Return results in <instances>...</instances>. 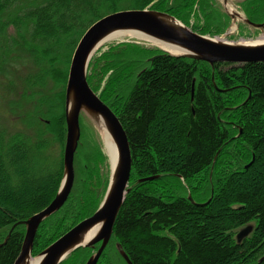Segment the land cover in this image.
Here are the masks:
<instances>
[{
  "label": "trees",
  "instance_id": "trees-1",
  "mask_svg": "<svg viewBox=\"0 0 264 264\" xmlns=\"http://www.w3.org/2000/svg\"><path fill=\"white\" fill-rule=\"evenodd\" d=\"M214 2L0 0V72L8 76L9 64L19 62L13 80L20 84L10 90L24 99L13 114L17 127L0 126V264H14L21 250L25 226L15 224L58 190L63 149L51 146L65 141L67 71L88 26L108 13L150 6L215 35L228 19ZM242 7L251 22H264V0ZM114 43L93 59L87 80L99 90L108 75L101 97L129 136L131 188L97 264H126L116 245L131 264H264V63L211 67ZM79 124L74 185L61 210L40 224L37 252L94 213L107 182L99 136L82 116ZM248 223L251 235L237 242L236 231ZM99 246L78 249L62 264H84Z\"/></svg>",
  "mask_w": 264,
  "mask_h": 264
},
{
  "label": "water",
  "instance_id": "water-1",
  "mask_svg": "<svg viewBox=\"0 0 264 264\" xmlns=\"http://www.w3.org/2000/svg\"><path fill=\"white\" fill-rule=\"evenodd\" d=\"M230 1L237 3L245 0H223L229 17L240 19L249 28L264 32V23H253L237 10H228ZM116 33H132L141 39L154 40L161 45L157 48L165 54L204 61L211 67L216 63H264V40L258 42L260 44H253L249 41L229 42L211 38L194 32L174 16L151 8L118 10L94 21L79 38L70 59L64 98L66 141L62 180L54 199L45 208L19 222L25 226V236L14 264H30L31 249L40 224L56 213L69 196L75 177L74 154L80 140V116L88 121L100 138L103 133L108 134L116 145L117 157L114 166L109 163L107 190L91 216L71 227L33 259H38L37 264H61L78 248H94L99 243V248L85 263L96 264L111 238L116 218L130 190L127 185L132 168V151L125 127L110 105L92 89L87 80V70L92 56L105 38ZM152 179L144 178L137 183ZM187 197L192 201L190 193ZM251 229L253 227L249 225L241 230L237 234V242L242 241ZM9 236L10 233L2 244L7 242ZM116 248L124 261L131 264L120 246L116 245Z\"/></svg>",
  "mask_w": 264,
  "mask_h": 264
},
{
  "label": "rangeland",
  "instance_id": "rangeland-1",
  "mask_svg": "<svg viewBox=\"0 0 264 264\" xmlns=\"http://www.w3.org/2000/svg\"><path fill=\"white\" fill-rule=\"evenodd\" d=\"M215 2V5L220 9V11L227 16V19H228V22H227V28L225 29V31H222V33H219V34H215V35H210V34H205V36H208V37H211V38H221L222 40H225V41H229V42H237V41H249V40H254V39H257L259 37L261 38H264V32H260L259 30H256V29H252V28H249L247 25L243 24L241 22L240 19H232L231 17H229V15L227 14V11L225 10L224 6H223V0H214ZM247 1L249 0H245V1H242V2H234V1H230L229 4L231 6H233V9L237 10L238 12H240V14H243L246 18H248L245 14V12L243 11V7H242V4L244 3H247ZM146 8H151L150 6L146 7ZM151 9H154V8H151ZM157 11H161V10H158V9H155ZM161 12H164V13H167L169 15H171L170 13L166 12V11H161ZM174 16V15H172ZM175 17V16H174ZM176 19H178L179 21H181L182 23H184L181 19H179L178 17H175ZM191 23H195V20H192ZM264 23V22H263ZM185 24V23H184ZM186 25V24H185ZM187 27H189L191 29L190 26L186 25ZM10 34H13V33H10ZM203 35V34H201ZM112 42H115L114 44H117V43H134V44H138V45H141V46H144V47H148V48H156L158 49L156 46L152 45L150 42L146 41V40H143L141 38H132V37H127L125 39L121 38L120 40H115V41H111L110 43ZM109 44V43H108ZM107 46H103L101 49H99L91 58L90 62H89V66H88V70H87V76H89L91 73H92V66H91V63L93 61V59L100 55L101 52L103 51H107L108 48ZM19 62H14L13 64H9V67H12V72L11 71H8V76L5 77V74L4 72H0V126L2 127H6V126H11L12 129L17 127L16 124H17V121H16V118L14 117L13 114H18V113H21V110L17 111V107L20 103H23L24 99L23 97H21L20 95H17L14 93L11 92L10 88H13L12 86H15V88L17 89L18 88V84L20 83H15V81L13 80V78H15L16 74L18 72H20L21 68L19 67ZM60 66L59 70H62L61 68V65H58ZM17 67V68H16ZM68 69H69V66H68ZM67 75H68V71H67ZM5 78V79H4ZM67 78V77H66ZM108 79V75H106L104 77V79L102 80L101 84H100V89L99 90H95L93 89L95 92L99 93L100 96H101V91L105 85V82L106 80ZM67 81V79H66ZM89 83V82H88ZM91 86V85H90ZM102 98V97H101ZM11 101V103L9 105H7V103ZM106 102V101H105ZM64 112V111H63ZM86 120V119H85ZM64 121H65V118H64ZM88 123V121H86ZM89 124V123H88ZM95 130V129H94ZM81 131V130H80ZM97 136H98V133L96 132ZM80 136H81V132H80ZM65 141H66V124H65ZM65 141H64V144L63 146L61 147V144H58V143H54V147L51 146L55 152L56 149L60 148L59 150L63 149V153H64V148H65ZM80 141V140H79ZM98 141H99V144H100V147H101V151L103 153V155L105 156V162L104 164L102 165L101 167V175H102V179L106 182V185L104 187H101L99 189V193H100V196H101V199H100V203L101 201L103 200L104 196H105V193H106V190H107V186H108V182H109V177H110V166H109V160L107 158V156L105 155L104 151H103V145H102V141H101V138L98 137ZM78 146H79V142H78ZM78 146H77V149H78ZM77 149L75 151V154L77 153ZM62 153V155H63ZM74 154V156H75ZM63 163V161H62ZM74 171H75V166H74ZM62 176H63V164H62ZM180 177V176H179ZM181 178V177H180ZM61 180H62V177H61ZM102 180V181H103ZM74 181H75V177H74ZM130 181V179H129ZM61 183V181H60ZM73 185H74V182H73ZM60 186V184H59ZM127 187H130L131 186L127 185ZM59 188V187H58ZM73 188V186H72ZM71 188V190H72ZM104 188V190H103ZM71 194V191L69 193V196ZM68 196V198H69ZM126 197V196H125ZM67 198V200H68ZM67 200L65 201V203L67 202ZM64 203V204H65ZM99 203V204H100ZM63 204V206H64ZM62 206V207H63ZM99 206V205H98ZM61 207V208H62ZM61 208L57 211L59 212L61 210ZM98 208V207H97ZM96 211V210H95ZM94 211V212H95ZM56 212V213H57ZM56 213H54L53 215H55ZM93 214V213H92ZM92 214H90L89 216H91ZM51 215V216H53ZM50 216V217H51ZM89 216H86L85 218L89 217ZM49 217V218H50ZM83 218V219H85ZM48 219V218H47ZM46 219V220H47ZM83 219H81L80 221H82ZM45 221V220H44ZM43 221V222H44ZM80 221H78L77 223H79ZM42 222V223H43ZM76 223V224H77ZM18 223L15 224V226L17 225ZM20 224V223H19ZM74 224V225H76ZM23 225V224H22ZM249 225L251 227H253L254 223H248L247 225L245 226H242L240 229H238L236 231V239H237V234L242 230L246 229V227H249ZM73 227V226H72ZM114 227V226H113ZM69 230V229H68ZM67 230V231H68ZM67 231H65L64 233H66ZM64 233H61V235H63ZM252 233V229H251V232L248 233L246 235V237H244L243 239L249 237ZM61 235H59L55 240H57ZM112 236V235H111ZM242 239V240H243ZM54 240V241H55ZM52 241V242H54ZM51 242V243H52ZM50 243V244H51ZM49 244V245H50ZM107 246V245H106ZM33 247H34V242H33ZM31 249V256L32 258H36L37 256H39V254L46 248H44L43 250H41L40 252H37L35 247ZM78 249H81V248H78ZM77 249V250H78ZM117 249V248H116ZM75 250V251H77ZM74 251V252H75ZM118 251V250H117ZM74 252H72L64 261H66ZM119 253V252H118ZM93 254V253H92ZM91 254V255H92ZM102 254V253H101ZM90 255V256H91ZM120 255V254H119ZM89 256V257H90ZM122 258V257H121ZM124 260V259H123ZM63 261V262H64ZM62 262V263H63ZM87 262V261H86ZM85 262V263H86ZM61 263V264H62ZM84 263V264H85ZM97 264V263H96ZM127 264V263H126Z\"/></svg>",
  "mask_w": 264,
  "mask_h": 264
},
{
  "label": "bare ground",
  "instance_id": "bare-ground-1",
  "mask_svg": "<svg viewBox=\"0 0 264 264\" xmlns=\"http://www.w3.org/2000/svg\"><path fill=\"white\" fill-rule=\"evenodd\" d=\"M227 8H228V10L233 11V6H231L230 4L227 5ZM127 37H132V38L138 39L139 38V35L132 34V33H130V34L126 33L124 35L123 34H120V33L113 34V35L108 36L107 38H105L104 42L99 46L98 50L101 49L103 46H106L111 41L120 40L121 38L125 39ZM143 40H146V41L150 42L152 45H154L156 47H161V45H159L154 40L150 41L147 38L146 39H143ZM263 40H264V38L259 37V38L254 39V40H249V42H252L253 44H255V43L257 44L258 42L263 41ZM258 44H260V43H258ZM163 48L166 49V47H163ZM100 136H101V140H102L103 151H104L105 155L107 156L110 165L111 166H114L115 165V160H116V157H117V152H116V148H115L116 145H115L113 139L110 138V136L108 134H104L103 133ZM29 263L30 264H37L38 263V259L31 258V260L29 261Z\"/></svg>",
  "mask_w": 264,
  "mask_h": 264
}]
</instances>
